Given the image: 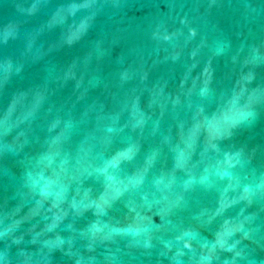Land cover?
<instances>
[{"label": "water", "instance_id": "obj_1", "mask_svg": "<svg viewBox=\"0 0 264 264\" xmlns=\"http://www.w3.org/2000/svg\"><path fill=\"white\" fill-rule=\"evenodd\" d=\"M0 264H264V0H0Z\"/></svg>", "mask_w": 264, "mask_h": 264}]
</instances>
